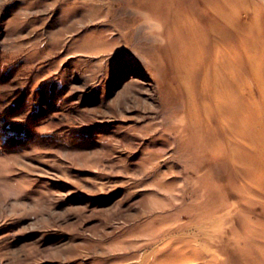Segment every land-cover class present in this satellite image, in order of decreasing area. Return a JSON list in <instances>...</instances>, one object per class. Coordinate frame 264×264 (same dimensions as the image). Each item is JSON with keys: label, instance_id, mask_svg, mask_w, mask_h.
<instances>
[{"label": "rangeland", "instance_id": "obj_1", "mask_svg": "<svg viewBox=\"0 0 264 264\" xmlns=\"http://www.w3.org/2000/svg\"><path fill=\"white\" fill-rule=\"evenodd\" d=\"M165 2L0 0V264H264V0Z\"/></svg>", "mask_w": 264, "mask_h": 264}, {"label": "bare ground", "instance_id": "obj_2", "mask_svg": "<svg viewBox=\"0 0 264 264\" xmlns=\"http://www.w3.org/2000/svg\"><path fill=\"white\" fill-rule=\"evenodd\" d=\"M158 1H160V4L162 3H164L166 0H158ZM179 1H181V0H177V2H179ZM166 3V2H165ZM159 7V6H158ZM179 7H180V5H179ZM175 9V8H174ZM183 9H185V8H183ZM176 10V9H175ZM174 10V11H175ZM172 11V10H171ZM170 11V12H171ZM177 13V12H176ZM183 14V13H182ZM185 14L187 15V12H185ZM185 14H183V16L181 15V18L182 19H180L178 16H176V18H179V20H182L183 21V19H184V17H185ZM189 15V14H188ZM187 15V16H188ZM162 16V15H161ZM174 16V15H173ZM180 16V15H179ZM173 18V17H172ZM173 21H174V19H173ZM170 22V21H169ZM175 23V22H174ZM188 24H190V23H188ZM184 26V25H183ZM187 27V26H186ZM196 27H197V25H196ZM183 29V28H182ZM178 30V29H177ZM187 30V29H186ZM190 30V29H189ZM192 30H193V28H192ZM187 32V31H186ZM191 33H193V32H191ZM200 35V34H199ZM175 36V35H174ZM178 37V36H177ZM176 37V38H177ZM179 37H181V36H179ZM178 37V38H179ZM190 38V37H189ZM191 40V39H190ZM189 40V41H190ZM182 41V40H181ZM185 42V41H184ZM183 42V43H184ZM189 43H191V42H189ZM182 44V43H181ZM248 44H249V42H248ZM245 45H246V43H245ZM244 45V46H245ZM247 46V45H246ZM183 47V46H182ZM251 47V46H250ZM200 48V47H199ZM253 48V47H252ZM251 48V49H252ZM248 49V48H247ZM250 50V49H249ZM249 50H248V52H249ZM252 50H254V49H252ZM196 51V50H195ZM247 53V52H246ZM251 53V52H250ZM181 57V56H180ZM229 57V62H227L226 63V61L224 62L225 64V66H226V68H231L232 66H234L235 64L232 62V55H229L228 56ZM182 58V57H181ZM185 58V57H184ZM183 58V59H184ZM186 59V58H185ZM226 59V58H225ZM182 61V60H181ZM186 61V60H185ZM249 64H251L250 62H248ZM181 64V63H180ZM182 64H183V62H182ZM190 64H191V62H190ZM216 66V65H215ZM223 66V65H222ZM237 66V65H236ZM192 68V67H191ZM223 68V67H222ZM251 68V67H250ZM254 69H255V67H253ZM178 70H180V69H178ZM191 70V69H190ZM214 70H215V68H214ZM228 71V70H227ZM193 72V71H192ZM250 72V71H249ZM183 73H185V72H183ZM191 74V73H190ZM218 74V73H217ZM186 76H189V75H186ZM190 76H193V75H190ZM233 78V77H232ZM204 79V78H203ZM209 79V78H208ZM208 79H206V80H208ZM189 81V80H188ZM190 83V82H189ZM213 83H214V85H213V92L215 93L214 94V99H215V102H216V105L217 104H219L220 105V103L222 104V103H226V102H228L229 103V101L232 99V101H233V94L232 93H227V95H225L226 93H224V91H225V89H226V87L228 86V85H230L231 86V82H230V80L228 81L227 79L224 81V80H222L219 76L217 77V76H215V78H214V81H213ZM235 83V82H234ZM231 90V89H230ZM235 90V89H234ZM227 92H228V89H227ZM237 92V91H236ZM237 94V93H236ZM247 94V93H246ZM241 95V94H240ZM239 95V96H240ZM238 96V97H239ZM235 97V96H234ZM240 97H242V96H240ZM240 99V98H239ZM240 103V102H239ZM242 103V102H241ZM235 104V103H234ZM237 104V103H236ZM231 105V104H230ZM221 107V106H220ZM227 107V106H226ZM237 107V106H236ZM228 108H229V105H228ZM226 109V111H225V113L231 118V120H232V124L231 125H233V126H235L236 127V122H234V120H235V118H236V110L234 109V108H231V106H230V108L229 109ZM239 108V107H238ZM223 109V108H222ZM237 109V108H236ZM240 110V109H239ZM220 111V110H219ZM223 114H224V112H223ZM239 114V113H238ZM244 114V113H243ZM180 259V258H179ZM166 260H168L167 258H166ZM178 260V259H177ZM182 260V259H181Z\"/></svg>", "mask_w": 264, "mask_h": 264}]
</instances>
